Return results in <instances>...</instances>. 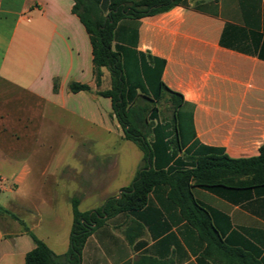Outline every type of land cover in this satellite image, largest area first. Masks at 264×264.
I'll use <instances>...</instances> for the list:
<instances>
[{
  "label": "crops",
  "instance_id": "crops-1",
  "mask_svg": "<svg viewBox=\"0 0 264 264\" xmlns=\"http://www.w3.org/2000/svg\"><path fill=\"white\" fill-rule=\"evenodd\" d=\"M74 4L0 0V192L45 189L48 215L20 200L5 208L32 233L41 229L38 238L58 255L69 248L71 200L78 198L79 207L87 202L81 212L101 207L129 186L143 165L139 148L141 158L127 168L112 150L117 139L129 141L111 98L95 93L91 39ZM113 49L122 53L128 85L138 94L144 87L153 98L161 82L183 98L175 124L172 105L170 118H162L160 109L158 116L149 115L155 126H164L154 168H191L208 148L234 159L259 155L264 144V0H184L164 13L126 18L115 29ZM103 73L101 89L106 90L110 74ZM72 82L87 84L92 92L73 93ZM58 127L70 130L66 139L74 151L57 158ZM149 140L154 142V136ZM99 142L106 144L102 152ZM170 142L180 148L164 150ZM121 171L125 181L115 187ZM169 193V186L157 185L143 208L96 227L81 264H229L224 252L209 248ZM192 193L228 248L264 264V196L195 185ZM61 201L69 207L68 228L56 214ZM57 236L63 242L56 252L49 240ZM34 248L19 221L8 230L0 227V264H25Z\"/></svg>",
  "mask_w": 264,
  "mask_h": 264
},
{
  "label": "trees",
  "instance_id": "trees-1",
  "mask_svg": "<svg viewBox=\"0 0 264 264\" xmlns=\"http://www.w3.org/2000/svg\"><path fill=\"white\" fill-rule=\"evenodd\" d=\"M184 0H74L73 12L77 14L85 26L92 45L95 92L99 96L112 100L113 112L123 128L125 139L134 142L143 153V165L137 172L133 182L123 188L118 196L111 197L94 210L81 212L79 199L71 200L72 227L69 236L67 253L56 255L45 242L32 233L10 210L0 206V218L8 217L19 221L35 242V248L25 256V264H81L83 247L92 231L117 214L136 211L143 208L153 187L165 184L169 186L170 198L181 209L182 215L200 233L209 248L224 252L229 264H257L241 251L228 248L214 228L208 211L195 200L192 188L224 187L228 189L253 190L258 196H264V144L259 155L252 158H230L221 149L208 148L206 153L194 159L191 168L180 170H164L154 168V159L163 147L159 136L164 126L150 122V114L158 116L157 103L164 93L170 97L173 106L174 124L176 111L183 102L180 94L175 93L160 82V89L150 97L146 89L141 87L142 94L136 92L137 87H129L123 55L113 49L115 29L120 21L126 18H142L169 11ZM110 74V87L102 90L103 70ZM58 82L54 89L57 91ZM69 90L92 92L87 84L72 82ZM165 90L166 92H164ZM145 99L150 104L139 106ZM176 128V127H175ZM174 128V129H175ZM153 135L154 142L149 140ZM161 145V146H160ZM172 142L166 143L164 150ZM1 227V225H0Z\"/></svg>",
  "mask_w": 264,
  "mask_h": 264
},
{
  "label": "rangeland",
  "instance_id": "rangeland-1",
  "mask_svg": "<svg viewBox=\"0 0 264 264\" xmlns=\"http://www.w3.org/2000/svg\"><path fill=\"white\" fill-rule=\"evenodd\" d=\"M102 82H103V80H102ZM140 105L144 106L145 103L144 102L139 103V106ZM155 105L157 106L158 109H160L162 118L165 119V118L171 117V109H172L171 105H172V103H171L170 97L167 93H164L163 97L159 101H157V103H155ZM56 129L58 131L57 134L60 135V137H61L60 139L62 140L60 143L53 145L54 149H57L56 150L58 153L57 158L59 156V153H68V154L70 153L71 154L74 151L73 149H71V145H73V144L68 142V140L66 139L69 137V135L71 133L70 130L66 131V129H64V127H58ZM86 132L89 135L92 134V132H90V130L85 129V133ZM96 145H97V148L99 151L102 152L105 150V148H104V146L106 145L105 143L99 142ZM115 147L116 148L112 149V150H116V152L119 154V156L121 158L120 159L121 167H123V168H127L129 165L132 164V162L135 159H137V157L141 158V156H142V153L138 149V146L132 141L124 143V142L119 141L117 139L116 143H115ZM57 158L53 161V167H52L51 171L54 170V168H55ZM67 161L72 162V164H74L73 159H68ZM119 170H118V172H119ZM123 171H121V174H119L120 178L118 181H116L115 187L117 186V184H120V183L125 181L126 174ZM47 177L49 178V176H47ZM32 178L34 181L37 178L39 179V176H33ZM46 195H47V192L45 191V189L42 190L41 188L40 189L37 188L33 191H27V192L21 191L17 195H15V194L10 195L8 193L0 192V206L5 208L6 204L9 201H12V200H15V201L18 200L19 201L20 200L21 202L26 203L25 205H27V206L28 205H35L36 208L39 207L40 211L44 215H48L49 213L52 212V210L43 201ZM23 196L25 197L24 199H23ZM86 204H87V202H85L82 206H80L79 209L80 210L85 209ZM68 212H69V207L65 204V202L61 201L60 203H58L57 209H56V214L60 217L62 225L67 227V228L69 227V213ZM12 221L13 220H11L8 217H1L0 218V225L2 228L8 230V229H10V225H11ZM44 224L45 223L42 224L43 227L45 226ZM35 234L37 237L42 236V230L41 229L36 230ZM49 241H50L51 245H53L54 251H56V252L59 251V247L57 245L59 244V242H63L61 236L52 237ZM61 250L63 251V248ZM56 255H58V254H56Z\"/></svg>",
  "mask_w": 264,
  "mask_h": 264
}]
</instances>
